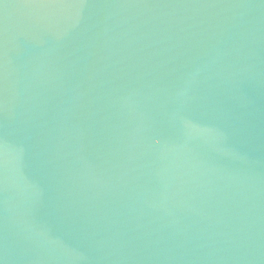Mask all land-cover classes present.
Here are the masks:
<instances>
[{
    "label": "water",
    "instance_id": "water-1",
    "mask_svg": "<svg viewBox=\"0 0 264 264\" xmlns=\"http://www.w3.org/2000/svg\"><path fill=\"white\" fill-rule=\"evenodd\" d=\"M0 264H264V0H0Z\"/></svg>",
    "mask_w": 264,
    "mask_h": 264
}]
</instances>
